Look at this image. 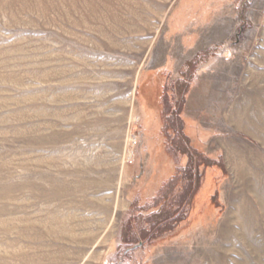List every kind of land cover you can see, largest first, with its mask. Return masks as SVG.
Here are the masks:
<instances>
[{
  "label": "rangeland",
  "instance_id": "obj_1",
  "mask_svg": "<svg viewBox=\"0 0 264 264\" xmlns=\"http://www.w3.org/2000/svg\"><path fill=\"white\" fill-rule=\"evenodd\" d=\"M0 264H264V0H0Z\"/></svg>",
  "mask_w": 264,
  "mask_h": 264
},
{
  "label": "bare ground",
  "instance_id": "obj_2",
  "mask_svg": "<svg viewBox=\"0 0 264 264\" xmlns=\"http://www.w3.org/2000/svg\"><path fill=\"white\" fill-rule=\"evenodd\" d=\"M255 122V121H254ZM263 126V125H262Z\"/></svg>",
  "mask_w": 264,
  "mask_h": 264
}]
</instances>
